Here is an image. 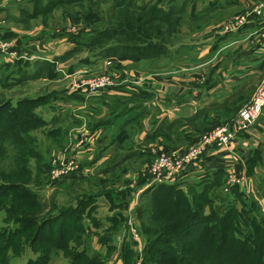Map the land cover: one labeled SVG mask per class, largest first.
Masks as SVG:
<instances>
[{
  "label": "crops",
  "instance_id": "1",
  "mask_svg": "<svg viewBox=\"0 0 264 264\" xmlns=\"http://www.w3.org/2000/svg\"><path fill=\"white\" fill-rule=\"evenodd\" d=\"M183 3L184 1L181 6ZM232 4L236 6V12L249 8L252 2L251 0H209L203 8L209 7L221 11ZM31 5L30 1L20 3L15 1L1 10L0 20L1 26L6 27L5 37L17 32L10 26L11 22L23 21L26 18L25 12L31 9ZM205 9L199 10L198 15L195 16L208 15L210 10ZM209 17L204 20L205 24L209 21ZM228 17L220 19L221 21L214 20L217 22L211 25L204 24L205 28L197 31L200 35L194 43L189 44L190 48L193 47L190 52L196 53L193 59L192 54L187 55L181 48L179 51L175 49L174 56L184 60V64L174 66L172 63L174 67H166L163 74H160L163 77L154 73L156 76L153 80L137 89L108 88L94 96L81 92L61 91L60 94V84L56 80H50L49 83H53L51 90H57L59 95L50 96L52 92H49L11 99L17 102L25 97L38 98L47 95L50 96L49 105L55 108L53 115L48 118L41 113L44 109L40 112L37 110L47 122H63L68 116L71 118L72 123L65 131L72 136L68 154L79 164V170L70 177V180L90 179L97 174L98 177L109 181V186L102 192H91L94 194L93 204L87 208L83 216L84 221L93 225L94 230L99 232L101 237L98 239L99 245L106 251L111 247L118 248L114 240L115 233L126 231V228L130 229L132 223L137 229L141 226L137 210L145 205L151 196V192L147 195L144 192L150 190L154 184L160 183L150 184L143 174L149 163L155 159L154 152L183 151L194 144L203 133L233 119L239 109L249 101L264 75V41L256 33L257 28L264 29V18L253 19L242 29L228 33L223 31V23ZM30 47L34 49L21 50L23 54L28 55V60H49L46 54L50 48L45 46V40H37ZM5 63L8 67L5 66L1 71L5 72L10 66L12 68L15 66L10 59ZM42 66L52 68V65L48 64ZM37 73L39 74L36 76L44 80L49 78V73ZM15 76L16 72L10 75L12 78V83L9 81L10 86L29 83L25 73L18 75L19 80L13 79ZM242 92H246V95L238 98L243 94ZM144 93H150L152 97L146 99ZM131 99H134V102L129 104ZM121 103L128 107H118ZM78 123L85 124L84 132L90 134L81 141V145H78L80 134L76 135L77 132H74ZM124 131L127 135L123 133ZM63 143L66 142L61 141L60 144ZM60 144L56 146L59 148ZM116 154L123 156L114 163ZM137 155L145 156L146 159H141L139 167L126 170L124 168L126 160ZM147 157L151 159L148 160ZM119 165L124 171L119 175L111 173ZM230 172L239 174L246 172L254 182L259 184L263 182L264 112L246 133L241 134L232 143L229 151L208 153L197 166L171 183L177 184L179 188L192 195L199 193L204 196V192L208 193L220 184L222 173L228 175ZM214 195L209 197L216 200ZM234 199H238L236 191L230 195L229 200ZM261 202L263 205L264 199ZM85 222L84 228H86ZM105 237L108 240L105 241L103 239ZM99 254L102 256V253ZM111 260L113 264H124L120 254L112 255ZM110 262L105 261V264Z\"/></svg>",
  "mask_w": 264,
  "mask_h": 264
},
{
  "label": "rangeland",
  "instance_id": "2",
  "mask_svg": "<svg viewBox=\"0 0 264 264\" xmlns=\"http://www.w3.org/2000/svg\"><path fill=\"white\" fill-rule=\"evenodd\" d=\"M38 1H42L39 4L42 6L40 7V12L32 17L25 18L21 22H15V20H13L14 23L11 22L10 26L15 28L17 32L5 37V40L0 39V43L7 41L8 47L12 49V52L18 53L19 51L20 54H23L21 50H29V48L34 49L30 47L33 43L40 39L45 40V46L50 48L46 54L49 56V60H28L20 58L14 61L8 55L0 53V108H5L8 102L11 101L12 98L14 99V97L37 96L49 92H52L50 96L59 95L57 90H51V85L53 83H49L50 80H56V82L60 84L61 90H59V93L61 91L81 92L88 96H94L108 88L126 89V87H130L131 89H137L139 86L153 80L156 76L154 73L163 77V75L160 74H163L166 67L181 66L184 64V60L176 55L174 56V54L171 55L173 56L172 58L170 56H152L139 59L138 61L133 59L120 60L115 58L107 60L92 58L90 62H86L85 59L90 54L87 49L75 53L71 57L67 56L68 58L65 59L66 52L75 48L69 36H78L79 34L90 36L106 28L116 26L119 24V21H125L128 18H132V15L140 14L141 12L133 7H117L116 3H119V0H82L69 3L62 2L53 6H51V4H54L55 0ZM153 1H155L157 5L165 7L172 2L176 4L172 7L174 18H176L174 19L175 22L173 25H171V21L166 24L165 20L154 21V24L162 27L163 32V34L157 35V38L166 44H174L173 46L177 47L180 46L181 50H184L187 55L192 54V59L196 56V53L190 52V50H193V47L190 48L189 44L194 43L197 36L200 35H198L197 31L205 28L204 20L207 19L206 17L210 16L205 26L217 22L214 20L221 21L229 16L226 19L227 21L223 23L224 31L227 25L232 24L233 19L242 16H253V10L255 8L253 6L251 9V5L249 8L244 10L241 9L240 11L237 10L235 12L236 6H233V4L227 5L221 11L208 7L206 9L210 10L209 14L205 17H198L195 15H198L199 10L205 9L203 7L208 4L209 0H140L142 3ZM183 1L184 3L181 8V3ZM13 2L15 1L9 4ZM20 2L21 1H19V3ZM45 6L46 9H43ZM168 7L170 8V5ZM5 28V26H1L2 33L6 30ZM145 37L151 39V37L155 38L156 36L148 35ZM86 44L88 45V43ZM8 59L14 62V68L10 66L5 72L1 71L8 65L5 63ZM172 63L174 66H172ZM42 64L52 65V68L47 66L41 67ZM56 69L58 74H56ZM21 71L23 72L21 73ZM13 72H16V76L13 78L16 80L20 78L18 75L25 73L29 83L10 86L12 80L10 75ZM37 72L49 73L48 77L50 79L47 78V80H44L36 76V74H39ZM118 74L120 75L118 76ZM211 75L210 73V78ZM104 76L110 78V83L108 87L101 91L93 88L89 90L88 86L84 84L88 78H102ZM156 79L160 80L159 78ZM130 88H128V90H130ZM256 89L254 90L256 91ZM253 94L254 93H252V95ZM245 95L246 92L238 96V98H242ZM143 96L147 99L152 97V94L144 93ZM52 99L53 98H51V100ZM131 102H134V99L129 100V104ZM49 103L50 101H47L36 108L39 112L41 109H44L41 113L48 118L51 117L55 111V108L49 105ZM118 107L128 106L121 103L118 104ZM7 118L8 116L6 113L0 110V126H4V123L7 122ZM70 123L72 122L69 116L64 119L63 122H46V124L41 127L31 130V139H25V143L27 144L23 147L21 144L24 143L20 144L21 140L18 141L16 147L8 144V142H1L2 140H0V194H4L3 192L7 191L4 187L13 183L18 187H28L29 196L32 201H36V196L40 200V205H28L19 195V193L23 192V188H19L18 194L13 193L14 195L12 196L9 195V192L12 191H8V194L5 196L0 195V247H6L2 250L3 253L0 258V264H40L39 258H42L43 252L42 250H37V248H40L41 245L39 243L34 246V244H31L30 240L31 232H34L36 226L31 225V229L26 232L22 224L15 222L18 217L28 216V218L36 219L38 222L42 221L51 215L53 216L60 208L78 204L77 202L83 198L86 192L100 193L104 188L109 186V181L102 177H98L97 174L96 177L91 176L92 178L90 179L77 178L75 181H71L69 176L75 175L78 173L77 172L66 176L69 177V179L65 177L67 180L64 179L65 181L62 180L60 182L51 177L53 169L52 160L56 159L58 156L60 159L68 156L70 150L69 141L72 136H70L69 132L66 133L65 131ZM84 127L85 124H76L74 132H77L76 135L80 134L79 141L84 140L86 135L90 136L88 132H84L86 129V127ZM6 135L8 136V132H6ZM61 141L66 143L60 144ZM58 144H60L59 148L56 146ZM24 151L26 153H24ZM29 154H31V156ZM122 156L123 155L116 154L114 163L117 162L118 159H121ZM142 158L146 159L145 156L137 155L126 160L127 162H125L124 168H126V170H132L134 167H139ZM147 159L150 160L151 158L147 157ZM124 161L125 160H123V162ZM153 162L154 159L149 165ZM123 171V168H120L119 165L117 169L111 173L119 175ZM221 177L220 184H218L215 189L213 188L214 190L212 189V191L205 193L200 199L205 206V212L208 213L212 209L218 210V207L220 212H223L224 208L232 206V209L234 208L233 210L235 211L234 215L238 213L241 215L240 219H238V228L241 232L250 229V225L254 226L258 223L264 225V203L263 205H261L262 202L260 203V201L264 199V179H262L263 182L261 184L254 182V192L251 194L248 190L245 191L240 184L236 186H227L229 174L222 173ZM223 183L224 186L222 189ZM241 188L244 192L241 191ZM235 189L239 199H234L233 202L229 199ZM209 195H214L216 200L208 202L207 198ZM223 204L226 205L222 208L221 206ZM11 208L14 212H10ZM84 222L85 221H83V224ZM85 227L84 235H82L80 239L70 243L71 247H74V249H87L93 255L102 253V260L111 261L110 264H113L111 260L112 255H121L124 244L125 246L128 245L132 253V264H138L142 252L145 255L143 264H154L151 261L153 257L149 253V242L147 236L144 234L142 224L136 231L132 228H126V231L115 233L114 240L118 248L114 249L113 252L101 248L99 245L100 242L98 241L101 237L99 236V232L94 230L93 225H89L85 222ZM9 229H12V233H8ZM95 233H97V235H95ZM137 238L144 241L143 251L134 245ZM45 246H48V244ZM45 253L47 259L50 258L51 264H70V258L65 254V251L54 248L53 244L47 247Z\"/></svg>",
  "mask_w": 264,
  "mask_h": 264
},
{
  "label": "trees",
  "instance_id": "3",
  "mask_svg": "<svg viewBox=\"0 0 264 264\" xmlns=\"http://www.w3.org/2000/svg\"><path fill=\"white\" fill-rule=\"evenodd\" d=\"M73 1L82 0H55L51 6ZM30 2L32 9L25 12L26 18L38 14L42 7L39 5L42 1L31 0ZM172 3L169 4V8L157 5L155 1L142 3L140 0H119V3H116L117 7H133L141 13L134 14L132 18L119 21L116 26L90 36L83 34L69 36L75 48L66 52L64 58L71 57L85 49L90 52L85 59L86 62H90L92 58L138 61L145 57L171 56L175 49L180 50V46L160 41L157 35L163 34L162 27L154 24V21L165 20V24L171 21L173 25L176 18H174L172 7L176 4L172 5ZM44 8L46 9V6ZM148 35L156 37L148 39L145 37ZM48 98L50 96L47 95L38 98L25 97L17 102L11 100L5 108L1 107L0 110L8 116L4 126H0L1 142H8L16 147L18 141L21 140L20 144L24 143L21 146H25L27 144L25 139H31V130L47 122L36 108L46 103ZM123 133L127 135L125 131ZM72 176L74 175L69 177ZM17 187L16 184L11 183L4 187L7 191L0 195L5 196L8 191H12L9 192L12 196L13 193L18 194L19 188H23V192L19 193L21 199L30 206L40 205L37 196L36 201L30 199L28 187ZM148 192H151L150 201L148 200L137 210V215L141 219L144 234L148 238L149 253L153 257L152 263L264 264V225L261 223L250 225V229L241 232L238 228V219L241 215L239 213L234 215L235 211L232 206L224 208L223 212H220L218 207V210L212 209L207 213L204 204L200 201L202 194L192 195L171 182L154 184L144 194L147 195ZM93 199V193H85L83 198L77 202L78 204L60 208L53 216L39 222L28 216H20L16 219L15 222L22 224L26 232L31 229V225L36 226L34 232H31L30 240L34 246L39 243L41 245L37 248L43 252L42 258H39L40 264H51L50 258L47 259L45 253L50 244L58 250H64L70 258V264H105L100 254L93 255L87 249L76 250L70 245L72 241L84 235L83 216L87 208L93 204ZM207 201L213 200L209 197ZM10 212L14 210L11 208ZM8 233H12V229H9ZM103 239L108 240L107 237ZM47 244L48 246H45ZM124 246L121 253L124 264H132L130 248L128 245ZM5 248L0 247V258ZM109 251L113 252L114 247H111Z\"/></svg>",
  "mask_w": 264,
  "mask_h": 264
},
{
  "label": "built area",
  "instance_id": "4",
  "mask_svg": "<svg viewBox=\"0 0 264 264\" xmlns=\"http://www.w3.org/2000/svg\"><path fill=\"white\" fill-rule=\"evenodd\" d=\"M21 1L28 2L31 0H0V12L5 9L10 2ZM252 7L254 6V15L242 16L233 19L232 24L227 25L224 29L225 32L233 33L243 27H245L251 20L264 18V0H251ZM260 22V21H258ZM0 20V39L5 40V35L2 33ZM256 33L260 34V37L264 41V29L257 28ZM5 44V45H4ZM0 53L8 55L14 61L24 58L27 59V54H20L12 52V49L8 47L7 41L0 43ZM110 78L104 76L102 78H88L84 84L90 89L103 90L109 86ZM264 112V75L257 86L256 91L252 95L249 102L242 106L235 117L230 121L223 123L213 130L203 134L199 139L192 145L185 148L180 152H168V151H155L154 162L147 166L144 174L150 184L156 182H174L186 174L191 168L197 166L203 161L206 155L213 151H229L233 142H235L241 134L254 125L262 116ZM82 142L79 141L78 145ZM58 158V159H57ZM53 159L52 162V176L55 180H61L68 175L77 173L79 170V164L70 155L66 158L60 159L58 156ZM228 184L238 185L240 184L244 190H248L251 194L254 192V181L250 175L246 172L235 173L230 172ZM228 190V189H227ZM247 192V193H248ZM249 194V193H248ZM131 228L136 231L135 225L130 224ZM143 240L137 238L135 246L139 247L143 251ZM145 261V255L143 252L140 255L138 264H143Z\"/></svg>",
  "mask_w": 264,
  "mask_h": 264
}]
</instances>
